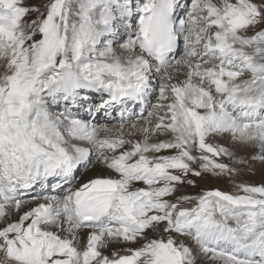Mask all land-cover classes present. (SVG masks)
Here are the masks:
<instances>
[{"label": "snow or ice", "instance_id": "obj_1", "mask_svg": "<svg viewBox=\"0 0 264 264\" xmlns=\"http://www.w3.org/2000/svg\"><path fill=\"white\" fill-rule=\"evenodd\" d=\"M241 150L264 0H0V264H264ZM207 177L234 191L182 193Z\"/></svg>", "mask_w": 264, "mask_h": 264}, {"label": "rangeland", "instance_id": "obj_2", "mask_svg": "<svg viewBox=\"0 0 264 264\" xmlns=\"http://www.w3.org/2000/svg\"><path fill=\"white\" fill-rule=\"evenodd\" d=\"M45 2V0H27V3L30 5H37L40 6ZM32 17H29L31 19ZM155 102V101H153ZM212 143H222L225 146H229V142L227 141H212ZM238 156L244 157L248 163L245 165H239L241 169L239 175L235 177L236 182H243L248 183L251 185H259L264 183V163L255 162L251 160L252 151H238ZM228 163V161H224ZM100 167L90 169L86 176L92 175L96 172ZM212 189H219L225 192H232L234 191L233 188V181L229 180L227 177L224 178H214V177H207L203 180H198L197 187L193 188L191 186H183L181 191L183 194L186 195H197L204 190H212ZM179 194V193H178Z\"/></svg>", "mask_w": 264, "mask_h": 264}, {"label": "bare ground", "instance_id": "obj_3", "mask_svg": "<svg viewBox=\"0 0 264 264\" xmlns=\"http://www.w3.org/2000/svg\"><path fill=\"white\" fill-rule=\"evenodd\" d=\"M103 174V170L101 168H99L96 172H94L92 175L89 176H95V175H100Z\"/></svg>", "mask_w": 264, "mask_h": 264}]
</instances>
